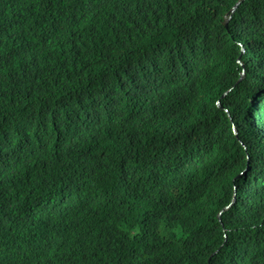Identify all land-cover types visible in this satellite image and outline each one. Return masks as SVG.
<instances>
[{"label": "trees", "instance_id": "16d2710c", "mask_svg": "<svg viewBox=\"0 0 264 264\" xmlns=\"http://www.w3.org/2000/svg\"><path fill=\"white\" fill-rule=\"evenodd\" d=\"M133 261L264 264V0H0V264Z\"/></svg>", "mask_w": 264, "mask_h": 264}, {"label": "clouds", "instance_id": "9594fccd", "mask_svg": "<svg viewBox=\"0 0 264 264\" xmlns=\"http://www.w3.org/2000/svg\"><path fill=\"white\" fill-rule=\"evenodd\" d=\"M242 3V1H238L236 3L235 6H233L231 8V10L229 12L226 13L225 17V25L229 24L230 21L232 20V15L235 10L237 9V7ZM75 55H81V54H85L84 50L80 47H70ZM246 51L245 48H243V53ZM244 76V72L242 73V78ZM242 79H240L241 81ZM218 105L220 106V104L218 103ZM245 115L247 118H249V116L252 117L251 112H248V109H246L245 111ZM249 120H247L248 122ZM256 118H254V122H256ZM249 123V122H248ZM206 132H209L208 130H206ZM194 138V132L193 129L191 127H189L187 125V123L183 120L180 121V123L174 127L173 129H171L170 132L167 133L166 136H164V140L165 141H171L173 143H175L177 146H186V145H191L192 139ZM245 138V143L248 141V136H247V125H246V134L244 136ZM162 151L165 153V147L164 146H160ZM188 180L183 179V180H179V181H173L171 182L173 187H179L181 186L183 183L187 182ZM194 202L191 201H186V200H180V201H176V200H169L166 201L165 203H163L162 207L160 210L156 209L154 210L155 218H158L159 220V216L161 215V213L165 212V208H167L169 205H175L177 208L179 209H184L186 207H188L189 205L193 204ZM233 205V204H232ZM231 204L228 205L227 207H225L222 212L219 214V221L221 222V224H223L222 219H221V215L223 212H226L230 209V207L232 206ZM161 223V230L162 232L165 230L166 227H170L173 226L171 223L168 222H160ZM201 230V226H191V227H186L182 230L181 233H184L186 235L189 236H198ZM180 249V240H178L177 244L170 249L165 250L166 252L170 253L172 256ZM126 264H136L134 261L133 262H128Z\"/></svg>", "mask_w": 264, "mask_h": 264}, {"label": "water", "instance_id": "95a60500", "mask_svg": "<svg viewBox=\"0 0 264 264\" xmlns=\"http://www.w3.org/2000/svg\"><path fill=\"white\" fill-rule=\"evenodd\" d=\"M242 79V78H241ZM236 201V198L234 197L233 201L231 202V205Z\"/></svg>", "mask_w": 264, "mask_h": 264}, {"label": "rangeland", "instance_id": "374dc122", "mask_svg": "<svg viewBox=\"0 0 264 264\" xmlns=\"http://www.w3.org/2000/svg\"><path fill=\"white\" fill-rule=\"evenodd\" d=\"M251 118V116H249ZM251 121V120H250Z\"/></svg>", "mask_w": 264, "mask_h": 264}]
</instances>
